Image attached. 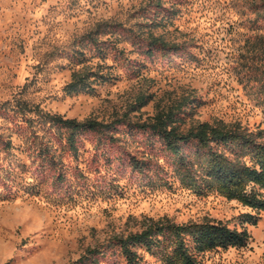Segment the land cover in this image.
Segmentation results:
<instances>
[{
	"label": "rangeland",
	"instance_id": "rangeland-1",
	"mask_svg": "<svg viewBox=\"0 0 264 264\" xmlns=\"http://www.w3.org/2000/svg\"><path fill=\"white\" fill-rule=\"evenodd\" d=\"M83 68L93 92L67 94ZM182 100L181 130L234 124L264 144V0H0V264H127L116 239L163 219L247 231L203 264H264V210L197 192L200 173L134 126ZM52 116L114 129L73 152Z\"/></svg>",
	"mask_w": 264,
	"mask_h": 264
},
{
	"label": "trees",
	"instance_id": "trees-1",
	"mask_svg": "<svg viewBox=\"0 0 264 264\" xmlns=\"http://www.w3.org/2000/svg\"><path fill=\"white\" fill-rule=\"evenodd\" d=\"M149 46L162 50L175 49L168 48L167 43L154 37ZM93 76L87 68L74 71L65 86L66 93H92L90 78ZM186 106L185 100L173 103L157 110L149 123L134 126L155 134L183 167L187 177L192 179V175L200 173V182L192 179L198 183L195 186L197 192L216 191L251 210H264V199L260 194L264 190V144L257 142L260 139L258 133L221 122H195L181 130L182 115L187 114L184 111ZM50 118L67 129V144L73 152L76 151V138L80 133L114 129L112 124L104 125L93 120L78 122L60 116ZM190 143L196 145V151L192 154L193 159L188 161L184 148ZM247 156L250 165L246 164ZM246 218L250 219L251 215H246ZM248 241L245 229H229L221 221L204 219L179 225L163 219L150 220L141 231L117 238L116 244L127 264H139L137 249L149 255H158L161 264H203L200 255L217 249L244 248Z\"/></svg>",
	"mask_w": 264,
	"mask_h": 264
}]
</instances>
